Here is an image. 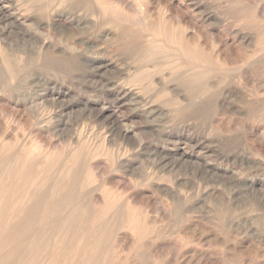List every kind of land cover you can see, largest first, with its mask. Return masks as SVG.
I'll use <instances>...</instances> for the list:
<instances>
[{
	"label": "bare ground",
	"instance_id": "bare-ground-1",
	"mask_svg": "<svg viewBox=\"0 0 264 264\" xmlns=\"http://www.w3.org/2000/svg\"><path fill=\"white\" fill-rule=\"evenodd\" d=\"M236 26L251 50L234 36ZM88 31L139 64L133 73L131 65L121 68L130 79L102 84L95 99L82 84L73 93L74 83L57 78L86 63L96 72L113 68L115 61L98 54L88 58ZM262 75L264 0H0V264H215L208 226L183 217L200 197L210 205L218 200L226 243L234 208L229 157L216 150L211 134L243 130L264 165V91L252 85ZM155 88L167 110L146 98ZM224 94L247 99L249 119L223 117ZM209 104L215 107L207 119ZM126 107L146 124L170 116L187 122L203 108L198 117L210 125L203 137L183 127L160 129L162 145L153 156L161 173L131 182V196L120 175L133 163L121 160L116 143ZM87 113L107 126V135L99 132L94 144L84 129L75 140L59 135L64 118ZM176 167L186 170L183 177L169 176ZM257 185L264 198L263 181L248 187ZM261 246L245 248L263 261Z\"/></svg>",
	"mask_w": 264,
	"mask_h": 264
},
{
	"label": "rangeland",
	"instance_id": "rangeland-1",
	"mask_svg": "<svg viewBox=\"0 0 264 264\" xmlns=\"http://www.w3.org/2000/svg\"><path fill=\"white\" fill-rule=\"evenodd\" d=\"M205 1H207V0H205ZM210 4L213 7L215 6V5H212V2H210ZM71 7L74 8V6H71ZM231 21H233V20L230 19L229 22H231ZM234 28H236V29H234ZM232 30H233L234 36L239 35V40L243 41V43H244L243 47H245L244 50H247V51L251 50L252 48L249 46V41H246V38H245L247 36L246 35L247 33L244 32V35H243V32L241 33L238 26L233 27ZM238 32H239V34H238ZM85 34H86L85 37H86V39H88L89 43H90V41H92L90 43V46L87 47L88 48L87 49L88 58L90 57V59H92L95 54H98L96 56L102 58L104 61H107V62H110V60L112 62L115 61L113 68H110V69H107V70H104L101 72H96L95 70L91 71L94 68V66H92L90 63H86L85 66H83V67L79 66V65H77L78 66L77 67L75 65L74 69H72L74 71L73 72L71 71V73H69V74H71V76H69V74H67L66 77H65V75H64V77H62L63 75H61V76H58L57 78L59 81L64 80L66 78V80L68 81V84L74 83V84H72L73 85L72 86L73 93H77V91L80 92V90H81L80 86L82 84L83 85V91L84 92L86 91L85 92L86 95L88 97L91 96L90 98H92V99H95L99 96L100 91H101V89L105 83L107 84V82H113V81L115 82L116 81L115 83L122 85L121 84L122 82L125 83L127 80L130 79L129 78L131 75L130 73H133V71L135 72L136 69L138 68L136 66L137 65L139 66V64L135 63V65H136L135 66L131 60L126 59V58H128L127 55L117 53L116 52L117 51L116 46L114 44H111V42L108 43L107 41H104V39L99 35L98 32L93 33L91 31L90 32L88 31ZM88 37H90V38H88ZM93 43H95V44H93ZM108 47H110V48H108ZM94 51H96V53H93ZM128 63H130V64L127 65ZM90 65L92 66V69H91ZM127 66H130L131 68L133 67L132 69H130V71H129L130 73H128L126 71L124 72L122 70L123 68H126ZM84 67H86V68H84ZM81 68L84 69V70H82L83 72L80 71ZM117 68H119V69H117ZM133 69H135V70H133ZM95 72H96V74H95ZM67 78L70 79L71 81L68 80ZM259 78H261V79H259ZM259 78L257 77V79H252L253 81H255V82L252 81L253 82L252 85H253V87L255 86L256 88L257 87L259 88V86H257V85H260V86H262V89H261V87L259 89L264 91V88H263L264 87V79H263L264 77L262 75ZM78 80H80L79 83H78ZM124 80H126V81H124ZM95 81H96V83L99 81L98 84H99V86H101V88L99 86H97L98 84H96V83H95L96 85L94 84ZM100 82H102V83L100 84ZM84 83L86 85L89 84L88 85L89 87L88 86L86 87V85ZM91 83L94 86L93 85L91 86ZM77 84L79 86V87L77 86L78 89H76ZM97 87H99V88H97ZM140 88L136 87V89L141 92L142 90ZM143 88H146V87H142V89ZM98 89H99V91H98ZM75 90H77V91L75 92ZM92 91H95V92L92 93ZM159 91H160V88H158V89L155 88L151 91L149 90L147 92V94L145 93V96L147 99H149V97H150L151 101L158 100V102L157 101L156 102L158 104H160L161 106H163L164 105L163 101H165V99L163 100L161 98L162 100L161 99L155 100V98H157L156 96L158 95ZM88 94H90V95H88ZM142 94H143V92H142ZM217 94H218V92H217ZM222 98L226 102H228L230 105V106L226 105V107L222 110V112L224 114V115H222L223 117H225L227 119L233 118L234 120H240L241 119L242 121L249 119V117H248V116H250V115H248L249 109L246 105L247 99L245 100V99H241V98H238L235 96H229L228 94H224V96ZM163 107L166 110L168 109L165 106H163ZM214 107L215 106L213 104H209V107L205 109V114L207 113L206 118L208 117V114L209 115L213 114L212 109H214ZM131 109H133V108L126 107L125 109L121 110L120 115L122 118L126 117L125 118L126 120L124 118H123L124 120L122 119L120 129L117 133L118 134L117 135L118 140L116 142L117 145L119 144V146H117L118 149L119 150L121 149L120 150L122 153V155L120 154L121 160L125 161L127 159L128 161L133 163V167L131 169L127 170L128 172L125 171V169H121V171H123V172L120 175V181L122 182L120 185L121 189L124 190L127 187L125 189V191L128 190L127 192H129L130 196H131V193L133 191V186H134V185L132 186L133 182H135V181L141 182L144 179H146V177H148L152 172H154V173L159 172L157 170L159 168H158L157 163H156V158H155V156H153V151L155 148L160 147L162 145V139L160 137V133L158 132V131H160V129L161 130H163V129L173 130L175 127H176L175 129H177V128L182 129V127H183V129L187 128L188 130H191L192 134H195V135L200 136V137H203V134L205 136V135L210 133L209 120H207L208 118L206 119L205 116L201 117V118L198 117L199 114H202L201 112L203 111V108H201V109H199L198 107L195 108L196 110L199 109V111L195 110L196 112H194V114L191 116L192 120H189L187 122H184L183 120L179 119L180 117L177 118V117L172 116L173 117L172 118L170 116L168 119L167 118L166 119L165 118L164 119L159 118L158 120L157 119L150 120L147 124L145 121L141 120L140 118H131V111H132ZM34 112L35 111H33L31 113H34ZM89 115H90L89 113L84 115L85 118L83 116L78 115V114H73L71 116V118H67V117H69V116H67L66 118H64V121H63V124H65V123L66 124L65 125L62 124V126L60 127L59 132L62 134H59V135L60 136L66 135L64 138L70 140L71 139L70 137H72L73 139H71V140H75L76 139L75 137H77L78 133H80L81 130L84 129L82 131V133L84 135V139H86V137L88 139L92 138L90 140L93 144L96 143V141L98 142L97 135L99 134V132L100 133L103 132L102 130L107 129V126L101 125L103 123H100L96 119L94 114H93V116L91 114L92 117ZM207 121H208V123H207ZM190 122H192V123H190ZM39 126L41 127L42 124H39ZM82 126H83V128H82ZM61 128H62V130H61ZM238 130H239V132L238 131L235 132L234 130H232L231 133L230 132L228 134L224 133L222 136V134H219L216 131H213V129H211V131L214 132V133L212 132L211 138L214 139L215 141H216V138H218L216 143H219V144L215 143L216 150L219 153L226 154L229 157V164H227V165L229 166V169H230L229 171L231 173V175H230L231 176V180H230L231 185L229 183L228 187L231 188V190H229V193H232L231 194L232 196L231 195L230 196L232 197V202H233L234 208L232 210V214L230 215L229 222L227 223L228 227L224 229L225 233H226V243L224 244L225 247H223L224 246L223 245V239L224 238L222 236L223 230L221 227H219L220 226V223L218 220L219 209H217V206L219 207V205H217L215 203L216 201H217V203H219L218 200H216V201L214 200L215 201L214 204H216L217 205L216 206L214 204L210 205L209 204L210 201L208 202V200H205V197L198 198L197 200H199L201 203H199L197 205L195 203H192L191 204L192 206H190L191 210L187 209V211H186L187 213L184 214V216H186V217H183V218L189 217L187 221H190L194 217L196 220L193 219V221L202 222L203 225H205L206 227L210 226L209 228L215 227L214 230L215 231L217 230L215 235H219L216 237L213 235V232H210L211 231L210 229H207L208 227L206 228L207 231L205 230L207 233H211V235L213 236V239L211 237V240L213 241L212 245L214 244L212 247L216 250V253H218V255L214 256L215 257L214 258L215 264L216 263L217 264H219V263L223 264L222 261L221 262L219 261L221 258V254L219 255V253L222 252V251H220L221 249L223 250V252L225 254V255L224 254H222V255L226 256L225 259L227 260V258H230L229 261L227 260L228 261L227 264H264V260L262 261L261 258L260 259L256 258V256H255L256 254L254 251H252V250L247 251V249L245 248L247 245H249V246L253 247V248L251 247L253 250L257 251L258 248L260 249L261 245L264 247V245H263L264 244V236H263L264 233L262 234V232H264V230H263L264 229V202H262V200H264V198L262 197L263 193L261 191H259L260 189L258 188V185L255 187V189L248 187V185L253 183V182L257 183L260 180L264 182V170H263L264 165L262 166L258 162V161H260V162L262 161L261 155L259 154L258 150L257 149L253 150L252 148H254V147H251L252 145L244 140V138L242 136L243 130H242V132L240 129H238ZM104 132L106 134V130ZM154 132L155 133L158 132L157 135ZM107 134H108V132H107ZM27 135H28V132H27ZM27 135H25V136H27ZM27 138H29V135L27 136ZM95 139H96V141H95ZM249 145H251V146H249ZM151 151H152V153H151ZM126 153H127V155H126ZM254 153H256V154H254ZM257 153L260 156H257ZM123 154H124V156H123ZM150 170H152V171H150ZM184 170H185L184 168L176 167L174 169V172H172L171 175L169 174V176L173 177L175 174V177H177V176L183 177V175L185 174L184 172H186V170L185 171ZM124 173H126V174H124ZM159 173H161V172H159ZM166 175H168V174L166 173ZM241 175L243 177H241ZM131 182H132V184H131ZM128 187H130V188H128ZM196 188L194 186V188L191 190L192 193H190V195H191L190 199L191 198L194 200L196 199L197 195H194V194H197V192H194L197 190ZM143 189L146 190L147 193H151V191H149L148 188H146V189L143 188ZM188 191H190V189ZM192 195H193V197H192ZM250 202L251 203L253 202V203L251 204ZM215 207H216V210H215ZM214 210H215V212H213ZM161 224L164 225L166 223L161 222ZM121 235H122V233H121ZM215 238H217L218 240ZM225 248L227 249V251ZM251 251H252V254H251ZM253 252L255 255H253ZM217 256L220 258H218ZM254 256H255V258H254ZM217 260H218V262H216Z\"/></svg>",
	"mask_w": 264,
	"mask_h": 264
}]
</instances>
